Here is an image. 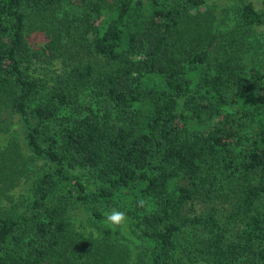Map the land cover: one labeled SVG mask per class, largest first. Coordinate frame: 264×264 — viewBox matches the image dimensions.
Wrapping results in <instances>:
<instances>
[{
  "label": "trees",
  "instance_id": "obj_1",
  "mask_svg": "<svg viewBox=\"0 0 264 264\" xmlns=\"http://www.w3.org/2000/svg\"><path fill=\"white\" fill-rule=\"evenodd\" d=\"M260 1L0 0V264H264Z\"/></svg>",
  "mask_w": 264,
  "mask_h": 264
},
{
  "label": "rangeland",
  "instance_id": "obj_2",
  "mask_svg": "<svg viewBox=\"0 0 264 264\" xmlns=\"http://www.w3.org/2000/svg\"><path fill=\"white\" fill-rule=\"evenodd\" d=\"M256 6H259L261 1L260 0H252ZM59 59H53L50 61H42L37 62L35 64V72L40 73L43 77H50L52 71H54L55 67L60 66ZM12 124H4L2 125V129H0V149L16 146L21 152L27 154V147L22 137L19 124L14 122ZM25 183V175L20 176L18 184L14 185L13 187L6 188L4 191H1L0 194V210L10 211L12 208L17 207L16 202L18 201V195L23 190V185ZM72 220L76 226V228L80 231L87 232L93 237H99L102 233V227L104 226V219L101 222V227L93 226L89 223L88 220V212L81 208H74L72 211ZM131 247V259L134 258L135 252L137 250V245L139 241L128 231L122 234ZM193 264V263H192Z\"/></svg>",
  "mask_w": 264,
  "mask_h": 264
},
{
  "label": "clouds",
  "instance_id": "obj_3",
  "mask_svg": "<svg viewBox=\"0 0 264 264\" xmlns=\"http://www.w3.org/2000/svg\"><path fill=\"white\" fill-rule=\"evenodd\" d=\"M138 207H143L145 201L139 199L136 201ZM104 226L106 229L111 231H119L121 234H124L128 231L130 226V217L125 211L119 210L117 208H112L104 212Z\"/></svg>",
  "mask_w": 264,
  "mask_h": 264
}]
</instances>
